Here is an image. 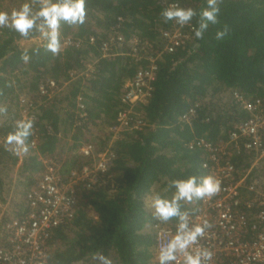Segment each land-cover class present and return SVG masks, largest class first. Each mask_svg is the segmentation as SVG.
Masks as SVG:
<instances>
[{
	"label": "trees",
	"instance_id": "16d2710c",
	"mask_svg": "<svg viewBox=\"0 0 264 264\" xmlns=\"http://www.w3.org/2000/svg\"><path fill=\"white\" fill-rule=\"evenodd\" d=\"M10 7L0 0V10L19 8L24 0H11ZM218 23L210 25L202 40L191 41L172 53H162L153 95L147 106L139 108L146 122L142 131L126 134L110 150L106 179L88 190L78 191L79 205L73 221L52 230L50 264H157L154 226L175 231V221L161 224L154 220L147 198L152 192L170 195L172 179L187 175H207L202 165L206 153L190 144L206 140L212 144L227 141L236 124L250 118L234 97L264 101V0H217ZM36 4L37 0H33ZM206 0H86L87 16L79 26L62 25V50L56 55L43 48L29 49V61L22 59L23 39L14 31L0 27V205L10 198L16 217L28 213L26 195L44 171L42 160L65 161V170L86 164L78 155L81 144H93L97 151L108 147L104 130L126 108L124 87L139 69L149 68L146 60L131 56L104 57L101 45L107 40L118 18L127 38L123 51L135 36L161 51L165 44L162 31L173 30L161 11L171 4L199 11ZM38 6V5H34ZM196 20L193 19V24ZM227 35L217 40V30ZM72 37L82 42L79 48L64 47ZM94 38L93 44L89 43ZM92 63L91 79L76 77ZM67 82L65 90L53 102L45 104L38 88L45 79ZM27 95L36 106L39 122L37 150L13 153L4 137L18 120V95ZM83 96L88 118L77 124L76 100ZM43 102V103H42ZM194 111V113H191ZM35 131V130H34ZM110 137V136H109ZM32 135L28 138L29 145ZM22 161L18 166V163ZM236 154L231 160L240 176L250 169L251 159ZM18 166V168H17ZM252 176L264 180V166L254 168ZM2 206V205H1ZM200 201L185 204L184 210L196 214Z\"/></svg>",
	"mask_w": 264,
	"mask_h": 264
},
{
	"label": "built area",
	"instance_id": "2783aa9c",
	"mask_svg": "<svg viewBox=\"0 0 264 264\" xmlns=\"http://www.w3.org/2000/svg\"><path fill=\"white\" fill-rule=\"evenodd\" d=\"M123 23L122 18H118L115 27L111 28L107 40L101 45L102 55L131 56L136 62L148 61L150 67L139 69L126 83L123 95L126 108L117 114L112 125L104 128L109 138L107 148L97 151L93 144H81L78 155L86 164L69 170H65V161L57 163L51 158L40 157L44 171L26 195L28 213L16 217V211L9 204L1 206L0 264H50L52 230L74 220L79 205V189L91 190L98 185L109 184L110 177L106 179L108 163L114 157L110 148L124 135L146 127L139 108L147 106L152 99L157 61L161 54L172 53L191 40V27L186 26L187 31L183 32L174 28L173 22V30L161 32L165 42L161 51L149 53L154 46L146 41L142 43L135 36L130 39L129 49L123 51L128 41L122 32ZM94 42L95 39L90 38L89 43ZM81 45V41L72 37L63 40L64 47L79 48ZM93 73V65L88 63L84 72L72 73L71 78L89 80ZM67 85V82L45 79L39 85L38 96L49 104L63 93ZM234 97L250 118L236 124L225 142L212 144L203 139L189 145L190 149L196 145L204 150L207 157L203 169L221 181V191L210 199L201 200L199 211L190 218L196 222L206 221L211 226L200 241L202 246L213 252L211 264H264V183L251 175L255 167L264 166V101H247L238 93ZM18 105V120L25 117L33 120L32 140L28 147L36 151L39 140L38 129H34L39 122L36 106L23 93L19 96ZM76 113L77 124L85 123L88 114L84 98L80 95L76 100ZM241 153L250 156L249 159L253 156L250 169L244 176L238 175V169L231 161L233 156ZM173 233L171 228L154 226L156 253L158 242Z\"/></svg>",
	"mask_w": 264,
	"mask_h": 264
},
{
	"label": "clouds",
	"instance_id": "9594fccd",
	"mask_svg": "<svg viewBox=\"0 0 264 264\" xmlns=\"http://www.w3.org/2000/svg\"><path fill=\"white\" fill-rule=\"evenodd\" d=\"M38 5V6H34ZM219 7L217 0H206L199 11L171 4L164 8L160 16L165 23L172 21L180 27L190 26L195 41L202 40L210 25L218 23ZM87 16L86 0H24L19 8L10 11L0 10V27L17 33L28 47H25L21 59L27 63L29 47L34 43L33 52L43 48L56 55L61 52V26H79L84 24ZM196 22L193 24V19ZM227 35V28L217 30V40ZM4 111V109H0ZM33 132V120L21 118L14 121L13 130L4 137V144L15 154L28 151V138ZM170 195L163 191L152 192L147 198L154 220L161 224L175 221V231L158 242L157 264H211L213 252L200 244L211 227L206 221L196 222L190 218L185 204L210 199L221 191V181L212 174L187 175L172 179L167 185ZM103 264L110 260L100 256Z\"/></svg>",
	"mask_w": 264,
	"mask_h": 264
},
{
	"label": "rangeland",
	"instance_id": "374dc122",
	"mask_svg": "<svg viewBox=\"0 0 264 264\" xmlns=\"http://www.w3.org/2000/svg\"><path fill=\"white\" fill-rule=\"evenodd\" d=\"M5 3H7V5H9L10 7H12V6L15 5V3L13 4V3L11 2V0H5ZM174 28H176L177 30L183 31V32H186V31H187L186 26H184V27H180V26H178V25L175 24V25H174ZM190 41H191V40H190ZM19 46H20L22 49H25V47H28L27 43H26L25 41H23V39L19 42ZM33 47H37V45L34 43L33 45H31V47H29V49H31V48H33ZM21 93H22V92L19 93L18 97L21 95ZM113 145H114V144H113ZM21 161H22V158H21L20 162L18 163V166L20 165ZM18 166H17V168H18ZM262 181H263V183H264V180H262ZM242 190H243V188H242ZM11 203H13V202H11V201H10V198H9V199H7V203H6L5 205H8V204H9V207H11ZM13 204H15V202H14ZM1 205H4V204H1ZM1 205H0V209H1Z\"/></svg>",
	"mask_w": 264,
	"mask_h": 264
}]
</instances>
